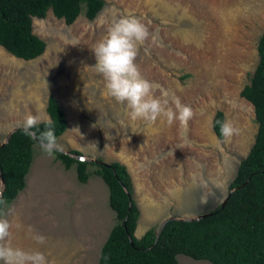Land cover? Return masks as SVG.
Segmentation results:
<instances>
[{"label":"rangeland","instance_id":"1","mask_svg":"<svg viewBox=\"0 0 264 264\" xmlns=\"http://www.w3.org/2000/svg\"><path fill=\"white\" fill-rule=\"evenodd\" d=\"M129 14L156 37L140 48L141 74L161 86L157 96L167 91L193 109L186 128L164 119L132 121L125 105L107 95L92 49L114 19ZM33 31L46 43L34 59L0 47V143L29 115L48 120L52 94L68 120L58 137L63 151L127 166L140 210L136 237L168 217L192 218L223 201L256 131L253 106L239 92L258 60L264 0H105L91 21L80 14L67 25L48 12L33 19ZM217 110L237 130L227 142L212 130ZM0 219L13 224V247L41 251L50 264H99L115 213L99 176L80 183L73 167L65 169L35 143L26 186L2 205ZM28 226L46 243L32 240ZM177 259L211 264L183 254Z\"/></svg>","mask_w":264,"mask_h":264},{"label":"trees","instance_id":"2","mask_svg":"<svg viewBox=\"0 0 264 264\" xmlns=\"http://www.w3.org/2000/svg\"><path fill=\"white\" fill-rule=\"evenodd\" d=\"M104 5L105 0H0V47L14 57L34 59L46 47L45 41L33 31L34 18H44L51 12L67 25L80 14L91 21ZM256 47L257 63L239 92L253 106L256 122L253 142L237 164L225 204L213 206L205 212L206 216L190 220L168 217L158 236L159 226L154 225L136 237L140 210L133 199L127 166L99 158L78 159L80 152L76 149L54 153V160L65 169L74 168L80 183L96 175L107 187L108 205L115 213V221L100 247L99 264H179L178 254L211 264H264V31ZM46 112L48 120L42 121L38 129L51 126L58 138L67 129L68 120L52 94L47 98ZM220 121H225V115L217 110L212 130L219 140L223 139ZM35 143L37 140L27 136L23 127H17L0 145L6 205L26 186Z\"/></svg>","mask_w":264,"mask_h":264},{"label":"clouds","instance_id":"3","mask_svg":"<svg viewBox=\"0 0 264 264\" xmlns=\"http://www.w3.org/2000/svg\"><path fill=\"white\" fill-rule=\"evenodd\" d=\"M155 41L148 27L134 15H124L114 19L107 29L106 35L92 49L96 58L94 69L105 81L107 95L117 103L125 105L132 121H143L149 125L164 119L169 125L178 121L186 128L193 118V109L181 102L167 91L156 95L160 85L145 79L140 71L137 59L141 46L149 39ZM42 121L38 116L29 115L23 123L27 136L34 138L44 154L52 157L54 153L63 151L51 126L39 130ZM221 136L229 141L236 134L231 121H220ZM6 204L3 190H0V205ZM13 224L8 219H0V261L3 264H50L48 257L41 251H26L11 245ZM28 236L37 244L46 243V237L40 235L32 226L27 227Z\"/></svg>","mask_w":264,"mask_h":264},{"label":"water","instance_id":"4","mask_svg":"<svg viewBox=\"0 0 264 264\" xmlns=\"http://www.w3.org/2000/svg\"><path fill=\"white\" fill-rule=\"evenodd\" d=\"M15 129H16V128L11 129V130L6 134V136H5V140H4L2 143H0V145H2L3 143H5V142L8 140L10 133H11L12 131H14ZM76 157H77L78 159H86V158H83V156H81V155H77ZM88 160H93V159H88ZM0 180H1V182H2V185H1V187H0V190H4V185H3V181H2V176H1V174H0ZM226 199H227V196H226V197L223 199V201L221 202V205H222V206L225 204ZM206 215H207V213H203V214H199V215H197V216H195V217L187 218V219H189V220H190V219H199V218H202V217H204V216H206ZM172 218H174V217H172ZM166 219H167V218H166ZM166 219H164V220L161 222V224H160V226H159V229H158V232H157V236L159 235L160 229H161L162 226L164 225ZM185 219H186V218H185ZM157 236H156V238H157Z\"/></svg>","mask_w":264,"mask_h":264}]
</instances>
